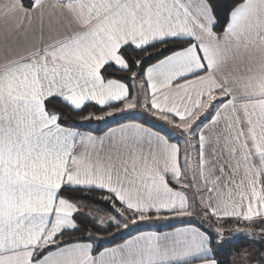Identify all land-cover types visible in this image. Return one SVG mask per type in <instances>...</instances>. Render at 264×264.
Returning <instances> with one entry per match:
<instances>
[{
    "label": "snow or ice",
    "instance_id": "1",
    "mask_svg": "<svg viewBox=\"0 0 264 264\" xmlns=\"http://www.w3.org/2000/svg\"><path fill=\"white\" fill-rule=\"evenodd\" d=\"M226 229L264 234V0H0V264H228Z\"/></svg>",
    "mask_w": 264,
    "mask_h": 264
},
{
    "label": "trees",
    "instance_id": "2",
    "mask_svg": "<svg viewBox=\"0 0 264 264\" xmlns=\"http://www.w3.org/2000/svg\"><path fill=\"white\" fill-rule=\"evenodd\" d=\"M98 108L97 107H92V108H88L87 111H97ZM113 117H110V118H107V122L105 121H91V122H86L88 123V128L85 129V130H97V133H99V130L104 128L106 123H107V126H115V122L116 121H112ZM74 121L76 123H80L79 119L78 118H74ZM198 224L200 223V221H196ZM148 224H154L153 223H145V224H142V225H145L144 227H141L143 230L146 229L149 225ZM141 225V226H142ZM90 227V226H89ZM173 226H168L166 228H164V230H169L171 229ZM161 230V229H159ZM214 234V233H213ZM77 237L80 238V239H84L85 237L82 236L81 234H77ZM126 238V234L121 236V235H117L116 237H110L108 235H104V239H103V242L104 243H112L113 240L115 241V243H119L120 241H122V239ZM255 240L257 241V246H258V251L257 253H260L262 251H264V234H260L258 233L256 236H255ZM248 240L244 237H240L239 239H234L232 240L231 242V248L226 250V254L222 257V260H225V261H228V264H231L232 262V258H233V253H236V254H239L241 251L245 250V248H248L249 244L247 242ZM259 248L261 249V251L259 250ZM256 253V254H257Z\"/></svg>",
    "mask_w": 264,
    "mask_h": 264
},
{
    "label": "rangeland",
    "instance_id": "3",
    "mask_svg": "<svg viewBox=\"0 0 264 264\" xmlns=\"http://www.w3.org/2000/svg\"><path fill=\"white\" fill-rule=\"evenodd\" d=\"M139 115H138V118H143V116H144V114H143V112H142V110H135ZM123 115H129L128 113H124V114H117L116 116H114L113 117V119H112V121H120L121 120V116H123ZM150 119V118H149ZM182 139V138H181ZM173 221H175V220H171V221H167V222H165L164 221V224L165 223H171V222H173ZM197 221H199V220H197ZM148 225H151V224H148ZM145 225H142V226H140V227H144ZM258 233H255L254 234V238H252V239H249V238H247V237H245V236H243V235H234L233 234V232L232 231H229L228 229H226L225 230V233H224V236H225V244H224V251L226 252V250H228V249H230L231 248V241L232 240H234V239H239L240 237H244V238H246L248 241V244H249V246H248V248H246V250L248 251V252H250V253H253V255H255L256 253H257V251H258V246H257V241L255 240V236L257 235ZM259 250L261 251V249L259 248ZM235 257H237V262H239V261H241V259H240V256H239V254H237Z\"/></svg>",
    "mask_w": 264,
    "mask_h": 264
},
{
    "label": "crops",
    "instance_id": "4",
    "mask_svg": "<svg viewBox=\"0 0 264 264\" xmlns=\"http://www.w3.org/2000/svg\"><path fill=\"white\" fill-rule=\"evenodd\" d=\"M120 122H124L123 120H120ZM168 226H173V227H175V226H179V224H178V221H173V222H171V223H165L164 224V221H157V222H154V224H151V225H149L146 229H144V230H159V229H161V230H164V228H166V227H168ZM172 227V228H173ZM169 230H171V229H169ZM120 242H122V241H120ZM119 242V243H120ZM225 249H224V247H223V249H222V252H221V256H220V258L222 259V257L226 254V252L224 251ZM232 260H233V258H232ZM235 264H243V261H239V262H237V257H235Z\"/></svg>",
    "mask_w": 264,
    "mask_h": 264
}]
</instances>
